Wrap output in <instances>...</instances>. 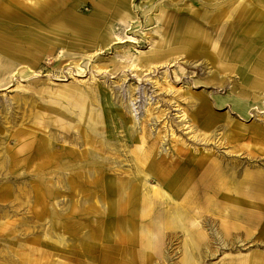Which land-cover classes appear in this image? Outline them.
Wrapping results in <instances>:
<instances>
[{
  "label": "bare ground",
  "instance_id": "bare-ground-1",
  "mask_svg": "<svg viewBox=\"0 0 264 264\" xmlns=\"http://www.w3.org/2000/svg\"><path fill=\"white\" fill-rule=\"evenodd\" d=\"M129 1L95 0L89 15L74 16L62 0H0V88L7 87L13 77H26L27 69L31 70L46 57L54 58L57 65L65 56H81L80 45L92 44V40L102 47L101 43L109 37L104 31L113 27L112 19L132 25ZM134 1L138 0L131 3ZM238 1L163 0L152 6L154 11L156 8L160 11L170 2L172 18L182 16L174 21L172 28L177 33L173 40L181 41L182 45L165 47V42H159L153 53L138 55L132 63L149 69L158 62L168 67L169 58L180 53L185 54L186 60L204 58L200 60L201 67L210 64L207 72L213 79L220 80V86L228 79L234 78L235 83L231 85L228 98L217 97V105L231 103L224 114L215 113L212 103L202 96L188 94L196 100L194 106L197 104L189 114L193 125L203 131L204 136H211L220 126L216 123L227 117L225 128L230 127L234 135H241L243 125L232 119L237 112L246 120L250 116L258 118L248 130L252 128L264 142V0H241L236 5ZM144 3L146 0H141L140 5ZM200 25L209 32L204 33ZM202 35L211 42L208 50L200 46ZM197 84L195 82L194 86ZM89 91L92 95H87L88 91L67 88L65 103L52 100L54 111L61 117L54 125L47 126V130H36L16 121L24 118L20 108L24 107L25 92L11 96L13 104H0V187H10L16 180V173L23 178L30 173L37 175L38 181L47 188L45 193L52 198L49 206L56 208L62 192L58 189L70 184L69 176H77L80 185L85 181L94 184V192L89 198L78 195L76 199L66 201L67 205L60 211H49L53 217L51 226L44 232V243L34 242L36 246L31 243L27 248L34 247V251L39 252L44 244L61 247L60 243L66 237L54 224H61L63 216L72 208L91 205L90 201L97 216L104 208L103 219H113L120 226L128 227L124 238L138 248L152 247L153 242L148 237L162 235L166 227L193 229V239L203 237L218 244L239 240L238 233L234 232L237 229L246 234H259L260 231V235L264 234V167L248 166L241 176L238 156L224 157L200 149L184 153L178 150V142L174 151L164 149V155L158 154V135L151 138L145 124L138 132L135 121L124 122L120 110L113 108L111 100L117 97L119 102L122 101L121 94L107 93L94 86H89ZM19 100L21 102H17ZM148 112L147 121L151 109ZM260 147L264 154V145ZM111 151L121 158L108 155ZM233 151L236 153L237 150ZM250 159L252 157L247 159L248 165L252 163ZM109 170L113 175L107 177L103 186V176ZM46 174L54 175L56 179L51 177L45 182ZM4 189H0L1 200L10 196ZM43 194L36 190V201H41ZM18 201L20 206L25 203ZM208 216L218 220L219 227L202 231L200 223H217L212 218L208 220ZM3 217L4 212L0 219ZM38 223L36 228L42 225ZM4 229L7 231L5 221L0 220V239L16 243V230L6 232ZM208 249L206 246L204 251L208 252ZM140 252L137 250L132 256V264H137L135 260ZM14 255L22 261L20 253ZM247 255L230 256L228 264L264 262L259 254Z\"/></svg>",
  "mask_w": 264,
  "mask_h": 264
},
{
  "label": "rangeland",
  "instance_id": "rangeland-1",
  "mask_svg": "<svg viewBox=\"0 0 264 264\" xmlns=\"http://www.w3.org/2000/svg\"><path fill=\"white\" fill-rule=\"evenodd\" d=\"M162 1L146 0L147 3L142 6L141 0L133 3H131L132 0L129 1L131 11L128 13L131 15L132 25L110 18L113 27L104 31L109 34V37L101 43L102 47L98 46V41L92 40V44L80 45L81 56L77 58L65 56L57 65L54 58L46 57L37 66L31 67V70L27 69L26 72L29 74L26 77H13L7 87L0 88V104H13L11 96L25 92L24 107L20 108L24 112V118L21 117L16 121L33 126L36 130H39L38 128L47 130V126L54 125L61 117L54 111L52 100L65 103L68 98L67 88L86 91V93L88 91L87 95H92L89 86L100 87L107 93L115 91L118 95L121 94L122 101L119 102L116 97L111 100V103H114L113 108L120 110L124 122L135 121L138 132L141 125L145 124L151 138L158 135L156 138L158 154L164 155V149L168 152L174 151L175 143L178 142L180 148L178 150H183L184 153L200 149L203 152H212L224 157L238 156L241 161L239 166L241 176L248 166L264 167L261 165L264 164V154L261 151L263 148L260 147L264 145L263 137L256 136L252 128L248 130L249 125L258 121L257 117L250 116L246 120L236 112L232 118L233 122L243 125L241 129L244 130H241L242 134L237 136L229 129L230 127L225 128L227 117L216 123L220 126L215 133L212 132L211 136H204L203 131H199L189 117L197 104L194 106L196 100L188 97V94L202 96L212 103V110L215 113H226L231 103L217 105L216 100L217 97L228 98L231 85L235 83L234 78L226 80L224 85L220 86V80L213 79L207 72V65L210 64H203L204 67H201L200 60L204 58L186 60L184 53L172 55L169 58L168 67L162 62L154 63L149 69L140 68L139 65L132 63V59L138 55L153 53L154 49L158 48L156 44L159 42H165V47L172 44L182 45L181 41L178 40L176 43L173 40L177 33L172 29L175 26L174 21L182 19V16L172 18L174 13L170 2L160 11L157 8L154 11L153 7ZM240 1L236 5H239ZM62 2L69 10L68 12L74 16H86L90 14L95 0H62ZM26 25L27 23L24 24ZM199 27L204 33L209 32L208 28L202 25ZM65 40L67 43L69 39ZM200 41L202 49L208 50L211 42L204 39V35L201 36ZM195 82L198 83L197 86H194ZM20 100L17 102H21ZM150 109L152 112L149 116L150 120L147 121L146 115ZM208 132V134L211 133V131ZM235 139L237 141H234ZM233 150H237L236 153ZM112 152L114 151L107 154L121 158L117 153ZM248 157H252L249 160L252 163L249 165ZM30 174L27 178H23L16 173L14 185L12 182L10 187H0V189L5 188L4 190L10 195L6 199H0V214L5 213V217L0 220L5 221L7 231L5 229L4 231L16 230L14 232L15 240H17L16 243H8L0 239V264H132L134 263L132 256L137 253V250L141 251L135 260L137 264H177L178 262L228 264L230 256H248L247 254L251 253L259 254L264 258V234L260 235L261 231L259 234L258 232L246 234L239 229L234 231L238 233L239 240L236 242L226 240L227 244H218L216 241L204 240L203 237L193 239V229L186 231L166 227L162 235L151 234L148 237L153 242L152 247L138 248V246L130 245L124 238L128 227L120 226L113 219H103L104 208L100 216H97L96 208L91 201V205L87 203L72 208L63 216L61 224L57 222L54 224L56 229L59 228L66 237L60 243L61 247H48L44 244L41 251H34V247L29 249L27 246L31 243L36 246L34 242L44 243V232L51 226L53 217L49 211L50 213L53 209L60 211L63 205L64 208L67 205L66 201L76 199L78 195L89 198L94 192V184L85 181L80 185L77 176H69L72 181L58 189L62 192L58 205L54 208L49 206L52 198L45 193L47 188L38 181L37 175ZM112 175V170L105 172L103 186L107 177ZM51 177L56 179V176L49 174H46L43 179L48 182ZM82 179L84 180V176ZM36 190L44 193L41 201L35 199ZM78 190H80L79 193ZM21 192H24L23 196ZM79 198L80 196L78 200ZM18 200L25 203L20 206ZM70 204L72 205L71 202ZM38 212L42 214L38 216ZM207 218L209 220L212 217ZM54 219L57 220V218ZM214 220L217 223L213 225L200 223V229L207 231L210 227L218 228L219 222ZM38 222L42 225L36 228L39 225ZM45 235L48 236V233L46 232ZM141 240H144V237ZM206 246L209 247L208 252L204 251ZM16 252L22 255V261L14 255ZM112 255L114 259H110ZM33 260L35 263L32 262ZM263 263L258 261V264ZM241 264L255 263L245 261Z\"/></svg>",
  "mask_w": 264,
  "mask_h": 264
}]
</instances>
